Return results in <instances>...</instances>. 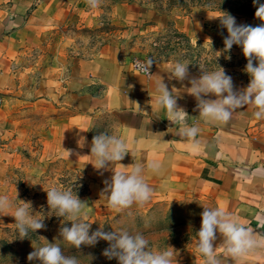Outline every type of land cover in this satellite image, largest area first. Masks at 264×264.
<instances>
[{
  "label": "rangeland",
  "instance_id": "obj_1",
  "mask_svg": "<svg viewBox=\"0 0 264 264\" xmlns=\"http://www.w3.org/2000/svg\"><path fill=\"white\" fill-rule=\"evenodd\" d=\"M176 2L183 5H170L169 0H98L92 8L88 0H0V195H7L14 206L30 203L29 211L45 224L20 237L15 217L0 214V264H40L38 259L29 261L28 255L46 243L58 244L78 264H119L117 258L103 255L109 241L98 238L95 245L75 248L63 239L60 229L72 222L54 213L49 216L46 189L51 186H73L84 203L90 235L97 230L142 233L150 249L172 250L173 264H205L197 251L201 214L205 207L224 209L221 200L228 197L227 189L216 184L215 169L264 166V118L254 117L255 107L236 109L226 123L204 121V133L222 154H211V165L196 154L192 169L173 172L172 177L144 171L153 194L142 205L110 207L105 181H111L113 170L143 165L145 157L139 159L134 149L133 156L129 152L121 161L97 169L90 151L94 136L120 133L123 121L139 129L137 115L123 112L132 98H141L130 96L131 86L140 85L145 77L135 67L137 61L151 58L153 73H169L174 62L188 63L184 55L220 52L221 35H229L215 17L223 12L234 16L237 25H264L259 17L248 19L230 11L255 14L258 5L253 0ZM224 71L232 77L234 90L250 83ZM200 75L188 67L187 78H175V84L186 90L185 102L198 103L188 88L190 78ZM117 101L119 106L112 105ZM81 137L86 141L83 148L78 144ZM253 154L259 159L250 163ZM250 173L243 170L246 178L239 191L247 204L255 201L264 213V180L255 188ZM259 220L264 223L263 216ZM216 236L220 264H245L230 262L223 236L219 232Z\"/></svg>",
  "mask_w": 264,
  "mask_h": 264
},
{
  "label": "clouds",
  "instance_id": "obj_2",
  "mask_svg": "<svg viewBox=\"0 0 264 264\" xmlns=\"http://www.w3.org/2000/svg\"><path fill=\"white\" fill-rule=\"evenodd\" d=\"M90 7L98 6V0H88ZM258 5L255 15L264 20V3L253 0ZM220 24L226 27L229 35L224 38L225 50L231 49L233 44L242 46L248 63L245 71L250 74L251 80L248 86L242 90H234L232 77L223 70L203 71L202 75L190 78L191 87L188 93L198 101L196 107L199 116L206 122L226 123L232 113L244 106L251 105L257 110L253 113L257 120L264 118V25L253 27L251 25H237L235 17L223 12ZM213 17V18H215ZM252 57L258 59L254 66ZM153 61L151 58L146 63H137V67L150 73ZM202 68V67H201ZM169 79L176 78L183 81L188 77V63L176 61L170 66ZM156 104L162 106L167 112V118L179 126L178 135L192 140L193 147L198 144L195 140L200 129L195 124L189 126L186 123L187 112L177 106V94L169 88L164 81L156 82ZM226 93V95H225ZM209 94L216 98L209 99ZM114 129L115 125L112 126ZM83 138V137H81ZM81 148L84 147V138L78 141ZM91 155L96 158L97 169L104 168L108 162L121 161L129 152L128 143L117 131L105 132L94 136L91 144ZM133 156V153L131 152ZM145 167L155 173H159L163 167L159 160H149L147 165L135 163L128 171L113 170L111 181H105L110 207L121 210L131 206L134 202L140 205L151 199L153 188L145 182ZM47 203L51 211L58 217H67L71 226H64L60 234L64 240L70 242L75 248L82 244L95 245L98 238L109 241V247L104 249L103 255L108 259H118L119 264H173L174 253L170 249L152 250L149 241L142 233L132 234L128 231L104 232L97 230L89 234L90 223L87 222V213L83 211L84 203L74 194L73 186L61 188L51 186L46 189ZM30 203H22L14 206L13 201L7 195H0V214H11L15 217L16 229L20 237L28 235L29 231L45 227L43 218H39L29 211ZM14 209V210H13ZM202 223L198 235L197 251L204 257L205 264H220L214 241L216 233L223 236L225 253L238 258L259 246V242L253 236V230L247 227L239 218L221 207H205L202 212ZM38 259L40 264H78L75 256H67L56 243H46L36 247L29 253L28 260Z\"/></svg>",
  "mask_w": 264,
  "mask_h": 264
},
{
  "label": "crops",
  "instance_id": "obj_3",
  "mask_svg": "<svg viewBox=\"0 0 264 264\" xmlns=\"http://www.w3.org/2000/svg\"><path fill=\"white\" fill-rule=\"evenodd\" d=\"M171 74L167 71H154V73L147 78L145 76L142 79L140 85H132L130 96L132 94H139L141 98L136 100L132 98V104L130 107L123 109L125 113H134L140 119V124L137 130L133 128V124L130 121H123L121 125L120 135L125 138L128 143L129 150L137 149L139 159H143V165L146 166L149 160H159L162 162V169L159 173L154 174L157 177H172V173L179 170L192 169L194 166L196 154H202L203 161L211 165L209 159L212 156L221 154L218 151L216 142H211L208 135L204 133L205 123L199 116V109L196 105L189 102H185L187 99L186 90L178 87L175 78L169 79ZM164 81L169 88V91L174 89L177 94V106L183 108L186 114V123L191 126L195 124L200 131L195 138L198 144L193 147V141L185 137L178 135L179 126L170 121L166 116L167 112L162 107L156 104V97L158 93L156 91V82ZM112 105L119 106L120 103H112ZM141 128V129H140ZM86 143V141H85ZM223 157V156H221ZM258 155L253 154L250 163L258 161ZM243 164L234 166L233 169H227L219 167L215 169L216 184L226 188L228 197L224 200L226 205L224 209L228 210L231 214L237 216L239 220H242L247 227L253 230L254 238L259 242V246L252 249L248 253L241 257L234 258L231 256L230 262H244L245 264H252V262H264V223L259 220V217H264L262 212L263 208H259L258 203L253 201L247 204L244 194L239 191L240 185L245 181L246 176L243 174V170H249L250 178L253 181L255 177V188L263 186L264 180V166L257 165L255 167L242 166ZM146 173L152 171L145 167ZM149 176V175H148ZM233 176L232 178H230ZM250 180V179H249ZM256 194H260L257 190ZM220 201V202H221ZM233 204V206L231 205Z\"/></svg>",
  "mask_w": 264,
  "mask_h": 264
},
{
  "label": "trees",
  "instance_id": "obj_4",
  "mask_svg": "<svg viewBox=\"0 0 264 264\" xmlns=\"http://www.w3.org/2000/svg\"><path fill=\"white\" fill-rule=\"evenodd\" d=\"M228 2H236V0H225ZM182 4V2H176V0H169L170 5L174 4ZM231 13H235L238 15H244L248 17V19H257V16L250 11L244 10H230ZM226 36L223 34L221 35V39L224 42V38ZM220 52L216 51L215 49L211 50L210 53L206 56L199 55L198 52L196 55L188 54L184 55V58L188 61V67L192 70H195L199 73H203V71H211V70H221V67L225 69L231 70L232 74H236L238 76L247 78L251 80V76L249 73L245 71V67L248 63V57H245L242 46L233 44L231 49L225 50V45L221 46ZM196 51L197 49H192ZM254 66L258 64V59L252 57ZM202 67V68H201Z\"/></svg>",
  "mask_w": 264,
  "mask_h": 264
},
{
  "label": "built area",
  "instance_id": "obj_5",
  "mask_svg": "<svg viewBox=\"0 0 264 264\" xmlns=\"http://www.w3.org/2000/svg\"><path fill=\"white\" fill-rule=\"evenodd\" d=\"M148 60H140V61H137L136 63H135V67L137 68V70L140 72V73H142L143 75H145V76H147V77H150L152 74H153V70H154V68H153V64L151 65V67H150V73H145V72H143V71H141L138 67H137V63L138 62H140V63H146Z\"/></svg>",
  "mask_w": 264,
  "mask_h": 264
}]
</instances>
